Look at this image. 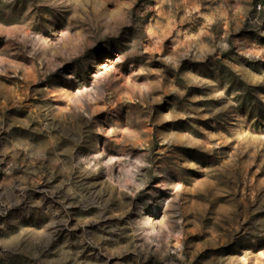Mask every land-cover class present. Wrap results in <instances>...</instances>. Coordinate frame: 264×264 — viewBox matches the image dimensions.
Wrapping results in <instances>:
<instances>
[{
	"label": "rangeland",
	"instance_id": "obj_1",
	"mask_svg": "<svg viewBox=\"0 0 264 264\" xmlns=\"http://www.w3.org/2000/svg\"><path fill=\"white\" fill-rule=\"evenodd\" d=\"M0 264H264V0H0Z\"/></svg>",
	"mask_w": 264,
	"mask_h": 264
}]
</instances>
